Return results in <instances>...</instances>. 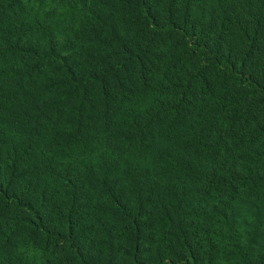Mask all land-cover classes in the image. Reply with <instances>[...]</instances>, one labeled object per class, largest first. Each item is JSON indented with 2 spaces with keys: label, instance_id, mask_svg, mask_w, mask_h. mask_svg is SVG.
Here are the masks:
<instances>
[{
  "label": "trees",
  "instance_id": "trees-1",
  "mask_svg": "<svg viewBox=\"0 0 264 264\" xmlns=\"http://www.w3.org/2000/svg\"><path fill=\"white\" fill-rule=\"evenodd\" d=\"M0 264H264V0H0Z\"/></svg>",
  "mask_w": 264,
  "mask_h": 264
}]
</instances>
